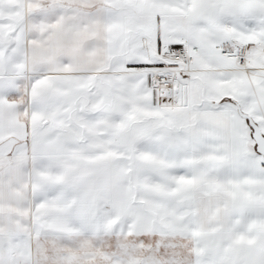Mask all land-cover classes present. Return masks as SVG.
Masks as SVG:
<instances>
[{
    "label": "snow or ice",
    "instance_id": "obj_1",
    "mask_svg": "<svg viewBox=\"0 0 264 264\" xmlns=\"http://www.w3.org/2000/svg\"><path fill=\"white\" fill-rule=\"evenodd\" d=\"M0 264H264V0H0Z\"/></svg>",
    "mask_w": 264,
    "mask_h": 264
}]
</instances>
